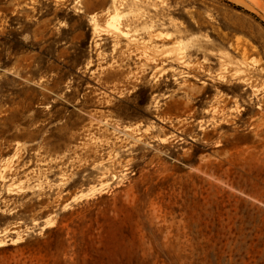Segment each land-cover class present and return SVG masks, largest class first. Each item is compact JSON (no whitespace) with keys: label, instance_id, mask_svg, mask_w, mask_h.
<instances>
[{"label":"rangeland","instance_id":"374dc122","mask_svg":"<svg viewBox=\"0 0 264 264\" xmlns=\"http://www.w3.org/2000/svg\"><path fill=\"white\" fill-rule=\"evenodd\" d=\"M2 83L0 264H264V0H0Z\"/></svg>","mask_w":264,"mask_h":264},{"label":"trees","instance_id":"16d2710c","mask_svg":"<svg viewBox=\"0 0 264 264\" xmlns=\"http://www.w3.org/2000/svg\"><path fill=\"white\" fill-rule=\"evenodd\" d=\"M48 16H51V14L44 13L42 15L43 18ZM53 18L54 20H58V19L65 20L66 23L69 26H71V21L68 19H63V17H59L57 15ZM10 25L12 26V24ZM85 28L87 30L85 48H88L89 41L91 39V28L86 24V22H85ZM22 36H24V32L14 33V38H15L14 42L18 45H21L22 42L20 41V39L22 38ZM5 42H6L5 40L2 41L1 50H3V48L6 46L7 43ZM57 44L58 42L52 41L48 46V50L49 51L53 50L54 46ZM50 56L51 55L44 54L39 59V63L41 64V66H43V64L48 63V57ZM84 61H85V57L82 52L79 53L78 55L67 58L66 63L62 65V68L66 70V73L64 75L65 78L68 75H71L74 72V70L77 69L79 66H82ZM1 62H2L1 67L6 68L10 65L11 61L2 58ZM0 86L1 89L4 91L5 87L3 86V83L0 84ZM139 89L140 88H138V90L130 97L131 99L139 95ZM141 105L142 104L139 103V106ZM140 198H143L142 194ZM61 224L62 221L58 220L57 227L52 228L50 231L55 233L57 240L56 242L60 244H65L66 240L64 239V230L60 229ZM124 235L127 236L126 234ZM49 240L50 239L47 238V242ZM73 245L75 246L74 253L76 255V259H75L76 264H148L149 262L148 260L142 258L140 252L136 251L134 248L125 251H121L120 249H111L107 247V245L103 241L100 245H98L97 241L87 239L86 237L83 239H79L78 237H76Z\"/></svg>","mask_w":264,"mask_h":264}]
</instances>
